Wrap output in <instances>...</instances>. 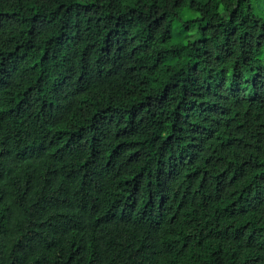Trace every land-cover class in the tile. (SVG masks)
Returning <instances> with one entry per match:
<instances>
[{"label": "trees", "instance_id": "1", "mask_svg": "<svg viewBox=\"0 0 264 264\" xmlns=\"http://www.w3.org/2000/svg\"><path fill=\"white\" fill-rule=\"evenodd\" d=\"M0 264H264V0H0Z\"/></svg>", "mask_w": 264, "mask_h": 264}, {"label": "rangeland", "instance_id": "2", "mask_svg": "<svg viewBox=\"0 0 264 264\" xmlns=\"http://www.w3.org/2000/svg\"><path fill=\"white\" fill-rule=\"evenodd\" d=\"M193 13H191L187 8H185L181 13V18L188 19Z\"/></svg>", "mask_w": 264, "mask_h": 264}]
</instances>
